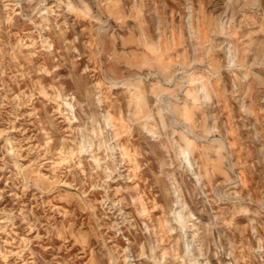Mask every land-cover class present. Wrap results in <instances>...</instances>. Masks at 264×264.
<instances>
[{
	"label": "rangeland",
	"instance_id": "374dc122",
	"mask_svg": "<svg viewBox=\"0 0 264 264\" xmlns=\"http://www.w3.org/2000/svg\"><path fill=\"white\" fill-rule=\"evenodd\" d=\"M0 264H264V0H0Z\"/></svg>",
	"mask_w": 264,
	"mask_h": 264
}]
</instances>
